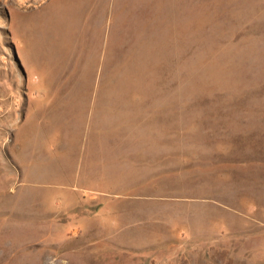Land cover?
<instances>
[{
  "label": "rangeland",
  "instance_id": "obj_1",
  "mask_svg": "<svg viewBox=\"0 0 264 264\" xmlns=\"http://www.w3.org/2000/svg\"><path fill=\"white\" fill-rule=\"evenodd\" d=\"M0 264H264V0H0Z\"/></svg>",
  "mask_w": 264,
  "mask_h": 264
},
{
  "label": "crops",
  "instance_id": "obj_2",
  "mask_svg": "<svg viewBox=\"0 0 264 264\" xmlns=\"http://www.w3.org/2000/svg\"><path fill=\"white\" fill-rule=\"evenodd\" d=\"M23 73H24V70H23ZM24 76H26V78H25V93L27 95L28 102L32 101V100L35 101L38 98L37 94H39V93L41 94V93H43V91L35 88V86L33 85L34 76L31 75V73L27 72L26 74H24ZM41 96H42V98H45L44 95H41Z\"/></svg>",
  "mask_w": 264,
  "mask_h": 264
},
{
  "label": "water",
  "instance_id": "obj_3",
  "mask_svg": "<svg viewBox=\"0 0 264 264\" xmlns=\"http://www.w3.org/2000/svg\"><path fill=\"white\" fill-rule=\"evenodd\" d=\"M15 57L17 58L16 54H15Z\"/></svg>",
  "mask_w": 264,
  "mask_h": 264
}]
</instances>
